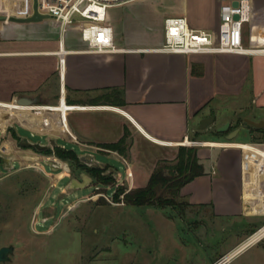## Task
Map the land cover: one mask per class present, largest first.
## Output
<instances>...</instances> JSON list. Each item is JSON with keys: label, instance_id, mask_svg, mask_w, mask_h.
I'll use <instances>...</instances> for the list:
<instances>
[{"label": "crops", "instance_id": "obj_1", "mask_svg": "<svg viewBox=\"0 0 264 264\" xmlns=\"http://www.w3.org/2000/svg\"><path fill=\"white\" fill-rule=\"evenodd\" d=\"M232 2L137 0L116 6L109 19L117 46L125 50L102 55L82 51L85 44L71 30L64 39L67 52L59 55L57 22L10 20L23 11L0 1V100L25 91L35 94V105L57 109L39 110L35 131L45 132L40 122L49 118L52 141L76 150L84 163L126 179L131 187L145 185L157 163L173 161L180 146H199L204 173L186 183L180 195L202 220L193 226L196 234L205 235L204 244L215 247L225 241L200 264L237 246L240 251L230 264H264V126L246 121L264 119V54H184L156 48L163 44L167 16H185L192 28L216 31L220 6ZM250 3L243 41L262 47L264 0ZM27 57H35L33 78L21 66V58ZM17 62L22 79L32 80L13 81ZM210 115L213 122L201 128ZM225 122L228 130L217 131ZM236 128L237 135L228 139ZM241 133L245 139H237ZM117 142L120 149L107 147ZM170 152L173 156H166Z\"/></svg>", "mask_w": 264, "mask_h": 264}, {"label": "rangeland", "instance_id": "obj_2", "mask_svg": "<svg viewBox=\"0 0 264 264\" xmlns=\"http://www.w3.org/2000/svg\"><path fill=\"white\" fill-rule=\"evenodd\" d=\"M0 1L21 12H28L31 3ZM27 58H21L22 65L13 63V81L32 80L22 79L19 65L25 75L35 76V57ZM34 95L13 92L10 100H0V246H15L10 260L0 264H200L224 245L204 244L205 235L196 234L193 226L202 220L184 197L174 206L126 204L114 197L118 186L134 188L126 179L113 175L114 182L104 183L53 153L36 150L33 146L61 145L47 132L49 118L40 120L45 132L35 131L39 110L56 107L35 105ZM22 96L34 103L17 104ZM245 138L243 133L237 137ZM104 174L111 173L105 168Z\"/></svg>", "mask_w": 264, "mask_h": 264}, {"label": "built area", "instance_id": "obj_3", "mask_svg": "<svg viewBox=\"0 0 264 264\" xmlns=\"http://www.w3.org/2000/svg\"><path fill=\"white\" fill-rule=\"evenodd\" d=\"M137 0H31L27 17L36 11L49 16L60 26L61 40L57 53L67 52L64 39L72 30L85 44L82 51L93 54H113L125 50L116 44L114 27L109 19V10ZM237 6L223 4L219 8L220 22L216 31L192 28L185 16H167L163 22V44L158 51L170 53H259L264 46L248 47L243 41V27L250 20V0H238ZM36 4V7H35ZM237 15V17H235ZM12 16H9V19ZM61 66L65 58L60 57ZM187 142V141H186ZM193 144L194 141H188ZM264 154V149L262 150ZM240 247L221 254L210 264H230Z\"/></svg>", "mask_w": 264, "mask_h": 264}, {"label": "trees", "instance_id": "obj_4", "mask_svg": "<svg viewBox=\"0 0 264 264\" xmlns=\"http://www.w3.org/2000/svg\"><path fill=\"white\" fill-rule=\"evenodd\" d=\"M107 145L111 149H120V142ZM33 147L42 153H53L58 158L69 161L101 182L111 183L115 180L112 173L104 174L105 168L88 166L82 162L77 152L72 148L63 146H55L53 149L50 147ZM197 150L195 146H180L172 162H158L145 185L130 189L123 185L118 186L114 194L115 199L136 206L165 207L176 205L177 198L181 197V188L196 176L204 173V166L200 162Z\"/></svg>", "mask_w": 264, "mask_h": 264}, {"label": "water", "instance_id": "obj_5", "mask_svg": "<svg viewBox=\"0 0 264 264\" xmlns=\"http://www.w3.org/2000/svg\"><path fill=\"white\" fill-rule=\"evenodd\" d=\"M238 3H239L238 0H233L232 5L237 6ZM35 7H36V4H35ZM235 17H237V15ZM43 19H49V16H47L45 14L38 13L36 11V9L34 11V14H32L31 16H27V17L12 16V17H10V20L19 21V22L38 21V20H43ZM16 102H17V104H20V105H32L34 103V100L32 98L22 96V97H19L18 99H16ZM213 120H214L213 115H210V116L203 118L201 123H200V127L206 128L209 123L213 122ZM246 121L255 127H263L264 126V119L253 120V119L246 118ZM229 125H230L229 122H225L224 124L217 126L216 130L219 132H224V131L228 130ZM239 130H240V128H236V129L230 131L227 135V138L233 139L237 135ZM79 158H80V156H79ZM14 248H15V246L13 244L0 246V261L5 262L7 260H10L11 254H13V252H14Z\"/></svg>", "mask_w": 264, "mask_h": 264}, {"label": "bare ground", "instance_id": "obj_6", "mask_svg": "<svg viewBox=\"0 0 264 264\" xmlns=\"http://www.w3.org/2000/svg\"><path fill=\"white\" fill-rule=\"evenodd\" d=\"M189 140V139H188ZM188 142V141H187ZM211 144H215L214 142H212Z\"/></svg>", "mask_w": 264, "mask_h": 264}]
</instances>
